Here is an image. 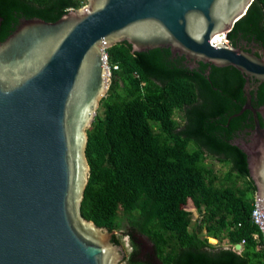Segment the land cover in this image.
Segmentation results:
<instances>
[{"label": "water", "instance_id": "water-1", "mask_svg": "<svg viewBox=\"0 0 264 264\" xmlns=\"http://www.w3.org/2000/svg\"><path fill=\"white\" fill-rule=\"evenodd\" d=\"M252 0H86L55 21L21 18L0 41V264H120L106 227L80 212L85 149L107 91L103 51L126 44L157 81L192 80L181 135L229 158L255 186L264 232V52L211 44ZM241 249V244H235ZM175 264H247L184 250Z\"/></svg>", "mask_w": 264, "mask_h": 264}, {"label": "trees", "instance_id": "trees-1", "mask_svg": "<svg viewBox=\"0 0 264 264\" xmlns=\"http://www.w3.org/2000/svg\"><path fill=\"white\" fill-rule=\"evenodd\" d=\"M86 0H0V41L21 18L55 21ZM264 49V0H252L227 32ZM110 82L87 128L88 181L81 215L115 231L128 226L132 250L123 264H152L137 256L134 234L152 243L159 264H175L184 250L230 251L247 264H264L263 235L254 223L255 186L229 158L215 155L180 134L187 126L185 108L198 102L196 84L187 78H150L137 55L124 43L105 48ZM116 66V67H114ZM179 117V118H178ZM229 165L219 174L207 157ZM190 201L199 214L185 208ZM218 240V245L207 238ZM226 241L227 246L221 245ZM242 242V243H241ZM241 243V249L233 246Z\"/></svg>", "mask_w": 264, "mask_h": 264}, {"label": "rangeland", "instance_id": "rangeland-1", "mask_svg": "<svg viewBox=\"0 0 264 264\" xmlns=\"http://www.w3.org/2000/svg\"><path fill=\"white\" fill-rule=\"evenodd\" d=\"M105 50V49H104ZM105 53V51H103V54ZM106 82H107V86L110 82V75L107 74L106 76ZM179 118V117H178ZM206 162L209 164H212L214 166V169L219 173H223L225 172L229 165L227 164H223L222 162H220L218 159L212 158V157H207L206 158ZM254 200H255V195H254ZM185 208L187 210H190L192 212V221H195L198 219L199 214L196 211V209L194 208V206L192 205V203L190 201L187 202V204L185 205ZM126 231L128 232V226L126 225L125 227H123L120 230H117L113 233H115L116 235H118L120 237L121 240V246L124 250V253L126 255H128V253L132 250L131 244H130V238L129 236L126 235ZM134 237L136 238V240L138 241V247L139 250L141 248V251H139V257L140 258H145L147 257L146 254L148 253V249H149V242L147 240V238L144 235H140V234H134ZM213 240H211V238H207L208 242L218 245V240L216 238H212ZM221 245L223 246H227L228 244L226 243V241L224 240ZM120 264H123V262L121 261Z\"/></svg>", "mask_w": 264, "mask_h": 264}, {"label": "flooded vegetation", "instance_id": "flooded-vegetation-1", "mask_svg": "<svg viewBox=\"0 0 264 264\" xmlns=\"http://www.w3.org/2000/svg\"><path fill=\"white\" fill-rule=\"evenodd\" d=\"M232 40H233L235 46L238 48L248 50V51H254L255 53L264 52V49L261 48V46L257 42L253 41L251 38L249 39L247 35H243L241 32L237 33V35H235ZM133 238H134L135 242L137 243L138 241L136 240V238L135 237H133ZM208 238H212V237H208ZM147 240H148L149 245H150L149 249H148V253L146 254L147 257L141 258V259L150 261L152 264H159L158 259L154 255L152 243L148 238H147ZM139 251H141V248ZM139 254L140 253L138 252V254H137L138 257H139Z\"/></svg>", "mask_w": 264, "mask_h": 264}, {"label": "built area", "instance_id": "built-area-1", "mask_svg": "<svg viewBox=\"0 0 264 264\" xmlns=\"http://www.w3.org/2000/svg\"><path fill=\"white\" fill-rule=\"evenodd\" d=\"M227 32L228 31H225V32H222V33L218 34L217 36H218L219 39L218 38L213 39L211 42H214V43H216V42L220 43L221 42V43L228 44L229 40H228V37H227ZM211 44H213V43H211ZM103 56H104V61H105L107 70H108L107 74L110 75L109 66L107 64V55H106V53H104ZM114 67H116V66H114ZM251 217H252L254 223L259 226V228H260V230L262 232V235H263V240H264V232H263V228H262L261 216H260V210H259L258 203H257V198H255V200H254V207L252 209ZM262 247L264 248V241H263ZM233 249L239 250V249H236L235 246H233Z\"/></svg>", "mask_w": 264, "mask_h": 264}, {"label": "bare ground", "instance_id": "bare-ground-1", "mask_svg": "<svg viewBox=\"0 0 264 264\" xmlns=\"http://www.w3.org/2000/svg\"><path fill=\"white\" fill-rule=\"evenodd\" d=\"M218 34H220V33H217V34L212 38V40L218 38V36H217ZM218 39H219V38H218ZM212 40H211V41H212ZM211 43H213L212 45H216V44H218L219 42H216V43L211 42ZM211 240H213V239L211 238Z\"/></svg>", "mask_w": 264, "mask_h": 264}]
</instances>
